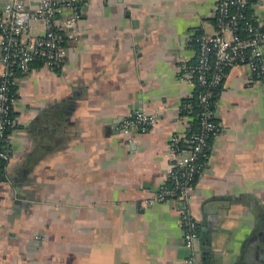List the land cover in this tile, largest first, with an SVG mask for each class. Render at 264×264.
Returning <instances> with one entry per match:
<instances>
[{
    "label": "crops",
    "instance_id": "1",
    "mask_svg": "<svg viewBox=\"0 0 264 264\" xmlns=\"http://www.w3.org/2000/svg\"><path fill=\"white\" fill-rule=\"evenodd\" d=\"M245 1L264 33V0ZM213 8L214 0H82L77 24L60 31L62 64L13 73L0 264H186L184 209L198 234L194 264H264V82L245 65L224 75L219 134L190 199L146 201L165 184L170 137L185 143L180 107L192 87L176 67L195 63L192 39L217 33ZM43 24L31 21L21 43ZM133 111L152 125L123 136Z\"/></svg>",
    "mask_w": 264,
    "mask_h": 264
},
{
    "label": "built area",
    "instance_id": "2",
    "mask_svg": "<svg viewBox=\"0 0 264 264\" xmlns=\"http://www.w3.org/2000/svg\"><path fill=\"white\" fill-rule=\"evenodd\" d=\"M28 2L10 0L0 11V54L3 65L0 73V168L8 158L13 73H26L35 61L46 67H59L64 59L60 31L71 30L81 16L82 0H40L33 9L27 8ZM213 9L217 33L192 39L190 42L197 49L195 63L181 62L176 67L180 82L192 89H199L195 97L200 108L196 117L198 130L188 137L182 135L185 140L182 146H179V135L170 137L166 181L149 195L146 200L148 204L190 199L193 182L208 154L210 141L219 134L213 116L216 102L212 98L214 91L222 85L224 70L245 65L250 76L264 82V33L253 21L246 20V1L214 0ZM35 20L44 21L43 33L23 45L21 37L27 33L29 23ZM192 108L189 103L181 104L180 111L188 120ZM152 122L153 119L145 113L133 111L121 123L119 132L123 136L132 133L143 135ZM189 126L187 122L185 132L189 131ZM179 224L183 248L188 252L184 263L194 264L198 234L195 222L186 209L179 213Z\"/></svg>",
    "mask_w": 264,
    "mask_h": 264
},
{
    "label": "trees",
    "instance_id": "3",
    "mask_svg": "<svg viewBox=\"0 0 264 264\" xmlns=\"http://www.w3.org/2000/svg\"><path fill=\"white\" fill-rule=\"evenodd\" d=\"M249 11H248V9H247V4H246V10H245V17H246V20L247 21H249ZM226 71L227 70H224V75H225V73H226ZM220 90H221V86L220 87H218V89H216L215 91H214V97L212 98V101H215L216 102V100H217V98H218V95H217V93H219L220 92ZM199 92V89L198 88H196V87H194V89H192V95H191V98H189L188 100H185V101H183L182 103H189V104H191L192 106H193V108H192V110H191V115H190V117H189V120H188V124H190V126H189V131H186L185 132V136L186 137H188V135L189 134H191V133H193V132H196L197 130H198V126H197V119H196V117L198 116V113H199V111H200V108L197 106V101H196V99H195V97H196V95H197V93ZM11 95H12V97H13V86H12V88H11ZM210 105H211V103H210ZM213 109V107H212V105L210 106V110H212ZM181 114H184V112H182ZM9 116H10V114H9ZM183 144H180L179 143V146H182Z\"/></svg>",
    "mask_w": 264,
    "mask_h": 264
}]
</instances>
